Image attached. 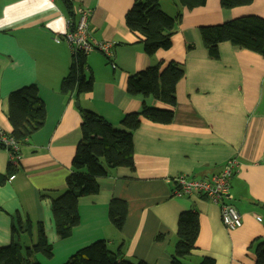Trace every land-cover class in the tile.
Returning <instances> with one entry per match:
<instances>
[{
	"label": "crops",
	"instance_id": "obj_1",
	"mask_svg": "<svg viewBox=\"0 0 264 264\" xmlns=\"http://www.w3.org/2000/svg\"><path fill=\"white\" fill-rule=\"evenodd\" d=\"M91 10L90 35L112 44V57L100 51L86 55L90 92H61L74 54L65 37L70 23L60 0H0V128L12 134L10 96L35 85L46 107L44 127L20 145L21 160L8 175L10 156L0 151V247L13 240L18 218L29 219L32 231L21 235L25 249L38 241L43 224L53 257L36 255L39 264H66L73 255L98 241L130 262L172 264L179 218L196 212L200 234L187 264L211 258L216 264H256L252 248L264 240V57L230 43L219 45L214 59L204 47L200 28L237 18L264 19V0L225 9L220 0L188 10L178 0H160L171 17L181 14L172 32V47L146 54L143 36L128 29L126 16L136 0H73ZM74 24V23H73ZM170 63L184 68L176 88L177 104L130 96L132 75ZM150 108L173 111L169 125L143 119L134 132V169L110 170L98 179L97 195L79 200L81 223L68 239L58 236L52 201L67 189V179L82 139V110L92 111L122 129L126 115ZM237 165L228 202L242 217L237 230L227 229L221 210L202 195L178 197L175 178L206 180L225 164ZM2 177L4 181L1 182ZM114 200L127 206L126 222L117 230L110 221ZM259 218V219H257Z\"/></svg>",
	"mask_w": 264,
	"mask_h": 264
},
{
	"label": "trees",
	"instance_id": "obj_2",
	"mask_svg": "<svg viewBox=\"0 0 264 264\" xmlns=\"http://www.w3.org/2000/svg\"><path fill=\"white\" fill-rule=\"evenodd\" d=\"M75 24L76 15L73 0H60ZM208 0H178L182 8L194 10L206 5ZM225 9L249 6L254 0H220ZM181 19V14L171 17L160 7V0H136L126 16L130 31L143 36L144 50L153 57L159 50L172 47V32ZM204 47L214 59L219 58V45L230 43L235 47L247 49L264 57V19L258 16L237 18L227 23L200 28ZM86 56L73 57L68 76L63 80L61 92L69 94L78 89L79 94L92 90L93 79H86ZM184 68L170 63L151 67L146 71L132 75L128 81L130 96L154 97L175 107L176 88L184 78ZM9 120L13 127L11 136L20 144L26 142L40 131L46 122V107L39 97L38 87L32 85L13 93L9 99ZM174 118L173 111L150 108L144 103L141 112L126 115L122 120V129L114 128L104 118L92 111L82 110V139L77 146L72 164V173L67 179L66 191L52 201V212L58 236L65 240L72 236L73 230L80 225L79 200L97 195L100 191L98 179L106 177L110 170L117 168L134 169V132L148 120L154 124L169 125ZM15 168L10 165L8 175ZM5 177H2L1 182ZM127 215L124 202L114 200L110 205V221L117 230H122ZM38 241L30 249L21 242L23 233L32 231L29 219L18 218L13 227L12 243L0 247V264H39L36 255L51 259L53 246L49 243L43 224H38ZM239 229V228H238ZM200 234V219L196 212L183 213L179 218L178 242L172 257V264H187L185 260L196 250ZM252 248L255 251L256 264H264V240L258 239ZM66 264H147L130 262L121 254L112 253L105 241H98L80 250ZM199 264H216L211 258H203Z\"/></svg>",
	"mask_w": 264,
	"mask_h": 264
},
{
	"label": "built area",
	"instance_id": "obj_3",
	"mask_svg": "<svg viewBox=\"0 0 264 264\" xmlns=\"http://www.w3.org/2000/svg\"><path fill=\"white\" fill-rule=\"evenodd\" d=\"M76 15L75 24L70 23L69 31L65 37L72 48L74 56L87 55L94 51H100L108 57H112V44L100 43L91 38L89 21L91 10L84 7L74 9ZM0 151H6L10 156V165L18 167L22 158L20 145L10 135L0 128ZM236 161H228L222 171L206 180L190 178L179 175L175 178L178 197L202 195L217 204L221 210V218L224 226L229 230H237L242 226V217L234 205L228 202L231 179L235 174ZM259 219V218H257Z\"/></svg>",
	"mask_w": 264,
	"mask_h": 264
}]
</instances>
